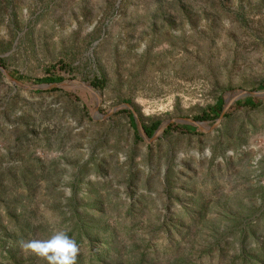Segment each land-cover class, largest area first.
Wrapping results in <instances>:
<instances>
[{
	"label": "rangeland",
	"instance_id": "374dc122",
	"mask_svg": "<svg viewBox=\"0 0 264 264\" xmlns=\"http://www.w3.org/2000/svg\"><path fill=\"white\" fill-rule=\"evenodd\" d=\"M0 66V264L56 230L76 264H264V0H0Z\"/></svg>",
	"mask_w": 264,
	"mask_h": 264
},
{
	"label": "clouds",
	"instance_id": "9594fccd",
	"mask_svg": "<svg viewBox=\"0 0 264 264\" xmlns=\"http://www.w3.org/2000/svg\"><path fill=\"white\" fill-rule=\"evenodd\" d=\"M20 248L45 264H76L79 251L76 241L63 230L53 231L44 239L20 241Z\"/></svg>",
	"mask_w": 264,
	"mask_h": 264
},
{
	"label": "trees",
	"instance_id": "16d2710c",
	"mask_svg": "<svg viewBox=\"0 0 264 264\" xmlns=\"http://www.w3.org/2000/svg\"><path fill=\"white\" fill-rule=\"evenodd\" d=\"M12 77H14L19 82L25 81V78L23 76L17 75L16 73L12 74ZM43 81L49 84H59L61 82V79L48 78V79H44ZM102 85L103 83L100 80L92 81L91 83V86L94 88H101ZM238 104L247 106L252 109L259 107V103L256 102L253 98H246L244 101H239ZM222 111H223V105L222 103L221 104L219 103L215 108L212 109V113H213L212 117L218 118L219 115L222 113ZM208 118L209 116L205 115L202 117H197L196 120L204 121ZM130 121L135 123V120L132 114L130 115ZM159 127H160V124L158 122H154L150 127H143V129L146 135L148 136V138H152L154 134L156 133V131L159 129Z\"/></svg>",
	"mask_w": 264,
	"mask_h": 264
},
{
	"label": "water",
	"instance_id": "95a60500",
	"mask_svg": "<svg viewBox=\"0 0 264 264\" xmlns=\"http://www.w3.org/2000/svg\"><path fill=\"white\" fill-rule=\"evenodd\" d=\"M0 70L5 74V75H7L12 81H14V82H16V83H20L18 80H16L15 78H13L10 74H8V73H6V70L3 68V67H1L0 66ZM63 84V83H62ZM61 84V85H62ZM80 84H82V85H84V86H86V87H88V88H91L89 85L87 86V85H85L84 83H80ZM123 106H125L126 108H128L129 110H131L132 111V113H133V117H134V119H136V113L134 112V110L132 109V107L129 105V104H125V105H123ZM121 107H117V108H115L114 110H113V112L114 111H116V110H119ZM224 113H225V109H224V111L222 112V114H221V116H220V119L223 117V115H224ZM175 122H188V123H191V124H195V125H198V123L195 121V120H193V119H177V120H173L171 123H175ZM219 122V121H218ZM167 126V125H166ZM166 126H164V127H161V128H159L158 130H157V132L154 134V136L152 137V138H148V136L146 135V133H145V131H144V129H143V127H141V126H139V131H140V134H141V136L148 142V143H150V142H153L163 131H164V129L166 128Z\"/></svg>",
	"mask_w": 264,
	"mask_h": 264
}]
</instances>
